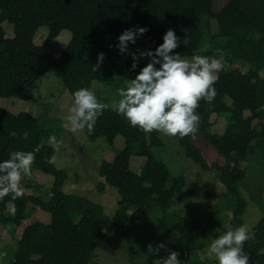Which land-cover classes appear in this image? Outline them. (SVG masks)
<instances>
[{"label": "trees", "instance_id": "trees-1", "mask_svg": "<svg viewBox=\"0 0 264 264\" xmlns=\"http://www.w3.org/2000/svg\"><path fill=\"white\" fill-rule=\"evenodd\" d=\"M138 1L0 0V99L17 97L36 103L38 81L54 66L72 96L79 88L91 90L96 80L113 82L114 75L106 66H97L83 56L84 46L98 45L101 52L105 45H118L122 31L137 26L147 27L148 31L138 35L136 42L149 46H158L165 32L174 30L181 40L186 39L174 50L181 57L192 58L194 53L218 56V50H222L226 66L217 74L214 100L199 102L196 112L200 121L195 134L208 140L226 163L208 162L194 144V134L178 137L187 157L200 164L203 171H215L226 187L234 228L241 226L247 204L239 190L246 176L240 163L248 157L253 142L264 159V0H227L218 12L214 9L216 0ZM206 18L217 20L218 34L205 32ZM5 21L14 26L12 38L6 37ZM43 26L49 27V33L38 45L34 37ZM65 29L72 32V38L57 57L48 47ZM236 63L248 66V70L235 67ZM215 113H229L221 134L212 131L211 118ZM84 130L93 141L106 137L112 149L118 136L125 140L114 160H103L99 168L105 181L102 186H114L121 195L120 207L112 217L103 205L63 191L69 174L52 161L57 148L49 143L51 132L41 126L38 117L0 106V161L8 160L16 151H32L30 171L22 176L33 174V169L54 176L46 197L38 194L40 186L35 187L33 182H28V187L35 188L34 193L23 192L21 176V195L13 198L14 194L9 193L0 199V224L11 225L14 230L21 228L38 208L51 214L50 223L35 221L21 230L17 252L9 264H90L98 244L114 231L123 234L131 263L140 264L135 242L138 221L156 207L162 211L158 221L163 230L180 243L193 238L199 222L185 221L178 237L176 226H170L174 199L186 186V180L173 178L168 166L154 153V148L163 146L160 132L148 133L132 127L110 106L98 117L91 132ZM133 156L145 158L139 172L131 167ZM251 230L254 236L244 244L249 264H264V217ZM4 237L0 236V241ZM183 264L216 261L186 260Z\"/></svg>", "mask_w": 264, "mask_h": 264}, {"label": "rangeland", "instance_id": "rangeland-1", "mask_svg": "<svg viewBox=\"0 0 264 264\" xmlns=\"http://www.w3.org/2000/svg\"><path fill=\"white\" fill-rule=\"evenodd\" d=\"M137 2L139 1L137 0ZM226 3L227 0H216L214 3L215 11H220ZM3 26L6 37L12 38L14 36L13 24L5 21ZM204 28L207 34L216 35L219 33V25L215 19L206 18ZM48 33V26L41 27L35 34V43L42 45ZM68 34H72V32L66 30L65 34L54 39L48 47L49 52L57 57L60 56L67 45ZM128 47V54L121 53L118 47L112 44L105 45L101 50L105 53L101 66H106L115 79L111 83H102L96 80L91 90L95 92L100 102L110 107L114 101L119 100L117 89L125 85V79L134 78L136 73L150 60L148 57L140 58L136 69L133 70L131 68L133 55L139 56L141 51L154 50L157 46H149L139 41L128 45ZM97 49H99L98 45L87 44L84 46L83 56L93 59L97 56ZM181 58L192 59L185 56ZM235 67L243 71L248 70V66L242 63H236ZM261 74L264 75V71ZM36 89L34 91L37 99L36 103L17 97H3L0 106L15 113L28 111L27 109H30L33 105L32 112L38 117L41 126L51 132L49 142L51 144L53 142L55 147L57 142H60V147L53 157V162L56 167L65 169L69 174V179L64 184L63 191L67 194L83 195L103 205L107 209V214L112 217L120 207L121 195L114 186H102L105 181L99 174V168L103 160H110L113 155L116 156L117 150L123 149L125 146L123 136L117 137L115 149H112L106 137H99L93 141L89 139L84 129L72 131L70 127L64 126V123L58 119L59 114L55 112L54 102L59 96L61 100L57 106L65 107L66 105L63 102L67 97L73 99V96L64 86L57 67H52L38 81ZM228 99L231 103V99ZM14 100L16 101L14 102ZM52 109L54 110L52 111ZM228 119L229 113L213 114L211 118L214 123L212 131L223 133L228 124ZM52 136H54L53 140ZM160 136L163 146L154 148V153L168 166L173 178L183 177L186 180V186L174 199L170 226H176L178 237L181 233L180 228L185 221L189 220L200 224L193 230L192 239L189 237L184 243H180L179 240L163 230L162 225L159 223L158 219L162 216L161 209L156 207L150 210L138 221L135 234L137 261L140 264H156L157 259L166 258L171 251H178L180 253L178 259L182 260L183 263L186 260L212 261L214 259L209 258L206 254L207 246L213 238L221 234L227 227L234 228L232 223L233 210L228 206L229 202L225 198L226 187L221 183L215 171H203L200 164L186 156L178 135L170 137L161 133ZM193 138L194 144L201 149L208 162L216 161L220 165L226 163V159L208 140L196 134ZM143 158L140 156L132 157L131 167L134 171L139 172L141 170L145 159ZM240 167L246 172L244 181L239 185L241 195L247 204L243 215V225L250 226L252 229L264 217V159L256 142L252 143L248 157L240 163ZM33 172L31 175L22 176L23 192L26 194L34 193L35 188L28 187V182H33V184H36L35 187H37V184L40 186L38 194L46 197V193L53 186L54 176L35 169H33ZM134 208V205L130 207L131 210ZM41 212L43 216L35 217L36 214H31L22 225L28 226L29 222H33V218H38L37 221L50 223L51 214L44 210H41ZM17 230H14L11 225L0 224V236H5L1 240L2 242L0 241V264H9L14 258L18 249L17 238L19 235L16 234ZM160 243L165 244V248L160 249L158 255L148 252L149 245L157 246ZM90 264H132L128 245L123 234L120 231H114L106 236L98 244L96 255Z\"/></svg>", "mask_w": 264, "mask_h": 264}, {"label": "clouds", "instance_id": "clouds-1", "mask_svg": "<svg viewBox=\"0 0 264 264\" xmlns=\"http://www.w3.org/2000/svg\"><path fill=\"white\" fill-rule=\"evenodd\" d=\"M147 31V27L141 26L125 29L118 36L116 47L121 53L128 54L129 43L135 44L137 36ZM162 40L154 50L133 55V70L140 58L148 57L150 60L134 78L125 79V85L117 89L119 100L114 101L111 108L132 127L144 132L157 131L170 137L195 134L200 121L196 109L201 100L208 103L214 100L217 74L226 66L224 53L222 50H218V56L194 53L191 60H186L174 52L186 39L181 40L174 30L168 29ZM104 57L103 52L97 54V65L103 63ZM107 107L109 105L100 102L93 90L79 88L73 93V104L64 117V126L72 131L87 128L91 132ZM56 147H60V142ZM33 160L32 151H16L8 160L0 161V199L9 193L14 194L13 198L21 195V176L29 173ZM253 236L250 226L227 227L212 239L206 254L216 264H249L244 244ZM163 248V243L149 245L148 252L158 255ZM179 256L178 251H171L166 258L157 259L156 264H183Z\"/></svg>", "mask_w": 264, "mask_h": 264}, {"label": "crops", "instance_id": "crops-1", "mask_svg": "<svg viewBox=\"0 0 264 264\" xmlns=\"http://www.w3.org/2000/svg\"><path fill=\"white\" fill-rule=\"evenodd\" d=\"M66 30L67 29H65V30H63L61 33H60V35H63V34H65V32H66ZM59 35V36H60ZM71 38H72V34H68V38H67V45L69 44V42H70V40H71ZM67 45H66V47H67ZM65 47V48H66ZM65 50V49H64ZM63 50V51H64ZM97 52L99 53L100 51H99V49H97ZM97 53V54H98ZM93 60V62L97 65V56L95 57V58H93L92 59ZM103 64V63H102ZM102 64H99V65H97V66H101ZM94 83V82H93ZM37 90V89H36ZM69 92V91H68ZM60 100H61V98L58 96L57 98H56V100H55V102H54V109H55V112L56 113H58L59 114V116H58V119H60L61 121H62V123H64L65 124V120H64V117L66 116V115H68L69 114V109L72 107V104H73V99L71 98H69V97H67L66 98V100H65V102H63V104L64 105H66L65 107L64 106H62V107H58L57 105H59L60 104ZM0 101H1V99H0ZM16 100H14V102H15ZM13 106V105H12ZM36 106V105H35ZM35 106H34V108H35ZM32 107H33V105H32ZM31 107V108H32ZM27 109L28 111L27 112H29V113H31L32 115H34V112H32V109ZM54 109H52V111L54 110ZM15 113H18V112H15ZM53 113V112H52ZM61 115V116H60ZM35 116V115H34ZM53 137L54 136H52V140H53ZM51 138V137H50ZM116 140H117V138H116ZM50 143V142H49ZM51 144V143H50ZM51 145H53V146H55L54 145V143L52 142V144ZM124 148V147H123ZM114 158H115V156L113 155L111 158H110V160H108V161H113L114 160ZM52 161H53V159H52ZM34 173V172H33ZM42 210V209H41ZM41 210H40V208H38L33 214H36V216L35 217H38V216H43V213L41 212ZM37 220H39L38 218H33V222L31 221V222H29L28 224L30 225V224H32V223H34L35 221H37ZM26 221V220H25ZM27 224V225H28ZM24 227H26V225H21V228H19L18 230H17V232H16V234H18L19 235V233H21V230L24 228ZM2 242V241H1ZM1 244V243H0Z\"/></svg>", "mask_w": 264, "mask_h": 264}]
</instances>
